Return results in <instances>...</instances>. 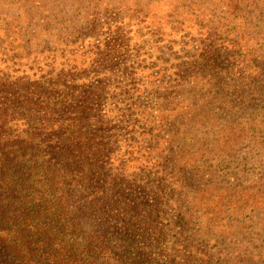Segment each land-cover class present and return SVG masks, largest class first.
Segmentation results:
<instances>
[{"label": "trees", "instance_id": "trees-1", "mask_svg": "<svg viewBox=\"0 0 264 264\" xmlns=\"http://www.w3.org/2000/svg\"><path fill=\"white\" fill-rule=\"evenodd\" d=\"M109 2L45 15L0 0V34L13 31L0 47L92 57L1 111L24 129L0 151V264H264V0H125L145 21L189 24L192 54L170 68L139 64ZM117 92L125 110L106 108ZM26 101L44 110H15ZM181 239L216 252L184 256Z\"/></svg>", "mask_w": 264, "mask_h": 264}, {"label": "rangeland", "instance_id": "rangeland-1", "mask_svg": "<svg viewBox=\"0 0 264 264\" xmlns=\"http://www.w3.org/2000/svg\"><path fill=\"white\" fill-rule=\"evenodd\" d=\"M78 1L79 0H39L38 2V0H29V3L36 12L48 15L52 6L51 2L58 4L59 10L63 8L65 4H75ZM86 1V4L88 5V1L90 0ZM114 8L115 10L117 9V12H115V14L107 13L105 18L108 19L111 17L115 19L112 27L116 28L114 25L117 24L119 33L124 40V44L128 45L129 50L138 52L137 60L140 65L148 66L150 63L158 62L159 59L163 66L170 68L177 64H181L190 58L193 48L189 45H184L189 41L188 38H191L192 36L190 30H188L190 28L189 24L184 25L183 30H176L169 25H162V21L160 20L155 23L145 21L142 17H137L131 12V10L134 11V9L132 6L127 7L125 5V0H110L109 9ZM208 8L209 10H213L212 4ZM19 13H21V11H19ZM59 14L63 16L67 13L62 11ZM183 14L189 15V12L183 11ZM8 22L9 20H6L4 24L7 25ZM74 23V20H63L55 26L57 29L61 30L64 27L68 28L70 24ZM157 23H159V27L157 26ZM3 27L0 34V41H4L6 37H12L13 35L12 29H7V26ZM103 30L104 27H101L100 31ZM176 32L179 33L176 34ZM4 44H6V42H4ZM7 46H5L6 49L0 47V116L1 111L3 110H14L9 106L20 98V88L26 87L31 92H34L32 89H36L40 86V82L45 81L46 79L47 81L54 80L58 74L66 73L71 68V73H74L75 75L80 74L82 69L88 67L89 62L92 59L89 54L80 55L78 53L75 57H72V48H61L57 52L56 62H52L51 53H45L42 56L36 57L33 55L26 57L17 47L7 49ZM74 53L77 52L74 51ZM15 55L18 58H15ZM22 56L25 58L21 60L20 57ZM12 57L14 60L16 59V61H12ZM4 60L5 62L3 63ZM64 61H67L68 63L61 65ZM11 62H15L14 65ZM116 63L115 66L120 65L117 61ZM15 70H18L19 74H13ZM118 77L119 76L116 73L113 82L120 81ZM7 87H11V90ZM26 102H23L24 104L21 105V108H15V110H44L39 109L43 107L39 102L35 105L33 102H27V104ZM124 106L125 96L118 92L115 93L106 103V108L112 107L115 108L114 110H125ZM7 107L8 109H6ZM21 129H24L23 125L22 123L16 122V119H14V121H9L6 126L0 125V137L4 136L0 139V151H5L6 148L9 149V145L14 146L12 143L13 141L7 142L6 139L3 138H8V136L12 134L16 136ZM127 140H129L130 143L135 142L137 147H140V145L145 147L141 136L135 137V141H131L130 137L127 135ZM124 148L125 145L118 144L115 148V154L121 155ZM138 155H141V159L138 158ZM145 156V152L142 154L135 152L133 157L137 159L139 164H127L129 170H131L130 166L134 169H143L144 165L142 161ZM126 158L128 159L127 156ZM135 175H138V173L136 172ZM178 232L179 230H171L169 236L172 237L173 235H177L178 237ZM200 238L204 239L203 237ZM181 240H183V243L180 246V252L184 256H187L189 250H192V254H194L197 259H200V254L205 253L206 251L209 254L216 252L214 242L207 244V246L205 245V249H203L204 246H185L186 243L184 242V239ZM170 241H173V239ZM256 253L261 254L260 252ZM258 259L260 262L264 263V252Z\"/></svg>", "mask_w": 264, "mask_h": 264}]
</instances>
